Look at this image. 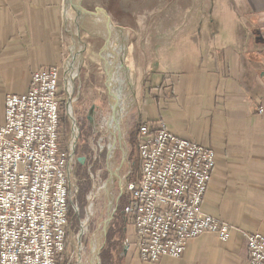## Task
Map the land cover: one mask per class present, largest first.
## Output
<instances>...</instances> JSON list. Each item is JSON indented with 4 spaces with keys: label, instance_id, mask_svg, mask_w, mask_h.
<instances>
[{
    "label": "crops",
    "instance_id": "crops-1",
    "mask_svg": "<svg viewBox=\"0 0 264 264\" xmlns=\"http://www.w3.org/2000/svg\"><path fill=\"white\" fill-rule=\"evenodd\" d=\"M216 2L223 20L211 35L223 39L205 34L161 49L157 59L166 62L145 78L140 117L213 148L202 208L234 230L226 241L204 233L188 240L180 258L156 263L141 261L132 246L128 264H247L243 233L264 235V0H213L210 11ZM65 14V0H0V124L6 94L26 93L35 71L63 65ZM128 233L133 242L131 224Z\"/></svg>",
    "mask_w": 264,
    "mask_h": 264
},
{
    "label": "built area",
    "instance_id": "built-area-1",
    "mask_svg": "<svg viewBox=\"0 0 264 264\" xmlns=\"http://www.w3.org/2000/svg\"><path fill=\"white\" fill-rule=\"evenodd\" d=\"M57 66L35 71L23 94L8 93L0 124V264H57L65 252L72 153L61 143ZM261 111V110H260ZM74 122L73 127L76 128ZM140 173L123 208L143 262L180 258L188 240L213 233L226 241L234 227L202 208L215 152L141 123L136 136ZM247 264H264V235L243 233Z\"/></svg>",
    "mask_w": 264,
    "mask_h": 264
},
{
    "label": "rangeland",
    "instance_id": "rangeland-1",
    "mask_svg": "<svg viewBox=\"0 0 264 264\" xmlns=\"http://www.w3.org/2000/svg\"><path fill=\"white\" fill-rule=\"evenodd\" d=\"M82 2L93 12L87 22L83 13L65 0L69 34L64 45L65 61L62 66L54 65L61 76L60 123L61 119L65 120L66 127H60L61 143L72 153L69 206L77 220L75 225L69 218L66 249L58 264H128L131 257L126 253L131 249L124 248V241L131 240L130 223L123 208L130 196L127 186L139 175L135 173L136 158H139L136 136L139 124L144 122L140 108L145 95V78L157 69L159 62H166L157 58L160 50L172 40L192 42L198 36L203 41L206 34L210 41L221 42L220 32L215 39L211 32L214 27L220 29L223 15L219 2L210 11L213 0ZM100 5L106 8L117 30L110 23L111 32L107 31L106 19L99 13L107 15ZM230 21L236 23L237 17L232 16ZM111 33L108 52L112 54L108 55L116 58L117 71L114 70L115 62L107 65L100 54L103 38ZM110 67L116 73L112 74L110 83L112 96L106 81ZM130 67L133 81L128 76ZM116 76L121 81L122 91L115 106ZM92 105L99 107L94 124L87 119ZM112 108L117 115H111ZM84 145L89 151L88 159L77 152ZM80 156L85 157L83 165L90 181L82 209L77 204L79 190L75 172L77 164H81L77 160ZM108 233L109 245L106 247Z\"/></svg>",
    "mask_w": 264,
    "mask_h": 264
},
{
    "label": "trees",
    "instance_id": "trees-1",
    "mask_svg": "<svg viewBox=\"0 0 264 264\" xmlns=\"http://www.w3.org/2000/svg\"><path fill=\"white\" fill-rule=\"evenodd\" d=\"M60 127H62V129H65V120L61 119V123H60ZM85 146V145H84ZM77 152H79L80 155H85L86 159H88L89 157V151L88 149L85 147H81L78 148ZM136 165H135V173L139 174V170H140V161L139 158H136ZM76 176H77V180H78V196H77V204L78 207L80 209H82L83 205H84V197L85 195L88 193V191L90 190V181H89V174L88 171L86 170L85 164H77V168H76ZM137 178V177H136ZM128 202V200H127ZM74 220L73 223L76 225L77 220L75 217V213L73 211V209L69 206V212H68V221ZM109 245V233L107 236V246ZM115 246V245H114ZM113 246V247H114ZM105 248L102 249L101 251V255L103 254ZM64 255V252L62 254H60L59 258H58V262L61 260L62 256ZM58 264V263H57Z\"/></svg>",
    "mask_w": 264,
    "mask_h": 264
},
{
    "label": "water",
    "instance_id": "water-1",
    "mask_svg": "<svg viewBox=\"0 0 264 264\" xmlns=\"http://www.w3.org/2000/svg\"><path fill=\"white\" fill-rule=\"evenodd\" d=\"M68 3L76 10L80 11L83 13L86 22L89 20V18L91 17V15H93V12L89 11L88 5L87 4H83L82 0H67ZM102 10L104 11V13L107 15V19L110 23H112L115 26V29L117 30L118 27L117 25L114 23V21L112 20L111 16L109 15L108 11L106 10V8L102 5H100ZM112 33L109 35H106L103 38V43H102V47L100 48V54L103 58V60L105 61V63H109V58H108V43L112 38ZM99 111V107L97 105H92L89 110H88V114H87V119L91 124H94V115ZM114 110L112 108L111 110V115L114 116ZM117 115V114H116ZM85 157L84 156H80L77 158V160L83 164ZM111 218V216L108 218L107 221H109ZM107 221L105 222V224L107 223Z\"/></svg>",
    "mask_w": 264,
    "mask_h": 264
},
{
    "label": "bare ground",
    "instance_id": "bare-ground-1",
    "mask_svg": "<svg viewBox=\"0 0 264 264\" xmlns=\"http://www.w3.org/2000/svg\"><path fill=\"white\" fill-rule=\"evenodd\" d=\"M96 13H99V12H96ZM99 15H101V16H103L105 19H106V21H104V23H105V25H108L107 26V31L108 32H111V29H110V27H111V24H110V22L108 21V19H107V17L104 15V14H102V13H99ZM111 52H108V54H110ZM112 54V53H111ZM121 54V53H120ZM110 55H108V58H109V62L111 63V64H113L114 62H115V67L116 68H114V70L115 71H117L118 69H117V67H119V65H118V63L116 62L117 60H116V58L115 57H113V56H110ZM95 58V57H94ZM126 58V57H125ZM95 60V59H94ZM107 65H109V63H106ZM132 67V66H131ZM130 67V69H129V73H128V76L130 77V79L133 81V79H134V76L132 75L133 74V69ZM113 69V68H112ZM114 70H112L111 71V67L109 68V70H107V77H106V81H107V84H108V89H109V95L110 96H112V92H111V90H110V83L112 82V74H114L115 73V71ZM114 71V72H113ZM116 74V73H115ZM114 74V75H115ZM116 79H117V82H118V87H117V89H116V91H115V93H114V97H113V100H114V102H115V106H116V101L118 100V98L120 97V93H121V91H122V88H121V81H120V79L116 76ZM114 110V109H113ZM114 113L116 114V111L114 110ZM116 117V116H115ZM116 124V123H115ZM114 129V128H113ZM95 250V249H94ZM96 251V250H95Z\"/></svg>",
    "mask_w": 264,
    "mask_h": 264
}]
</instances>
